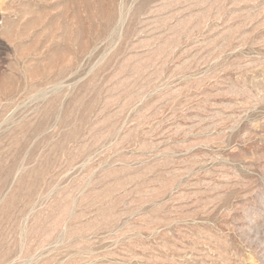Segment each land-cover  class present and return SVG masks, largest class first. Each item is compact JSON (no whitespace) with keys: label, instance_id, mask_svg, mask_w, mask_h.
<instances>
[{"label":"rangeland","instance_id":"rangeland-1","mask_svg":"<svg viewBox=\"0 0 264 264\" xmlns=\"http://www.w3.org/2000/svg\"><path fill=\"white\" fill-rule=\"evenodd\" d=\"M0 264H264V0H0Z\"/></svg>","mask_w":264,"mask_h":264}]
</instances>
